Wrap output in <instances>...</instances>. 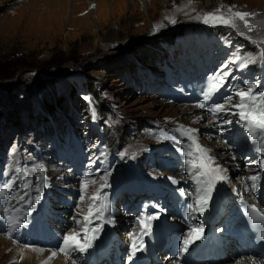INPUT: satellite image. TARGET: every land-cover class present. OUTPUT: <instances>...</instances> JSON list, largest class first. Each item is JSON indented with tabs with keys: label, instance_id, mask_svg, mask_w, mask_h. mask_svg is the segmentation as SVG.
<instances>
[{
	"label": "rangeland",
	"instance_id": "1",
	"mask_svg": "<svg viewBox=\"0 0 264 264\" xmlns=\"http://www.w3.org/2000/svg\"><path fill=\"white\" fill-rule=\"evenodd\" d=\"M105 2L107 5L108 0ZM234 3L240 9L233 11L260 16L251 18L253 23L264 21V0H233L218 8L228 14ZM188 7L178 9L177 23L153 34L136 30L137 18L133 29H124L127 34L116 43L95 29L93 15L73 17V5L59 13L61 7L54 0H0V186L11 181L10 192L16 191L27 175L33 187L27 190L26 200L37 194V182L43 191L26 225L11 237L7 222L0 219V235L7 241L59 253L63 235L82 227L73 217L82 219L91 203L87 197L108 172L110 187L104 191L109 193L115 222L103 224L86 252L63 255L75 264H165L162 256L167 252L166 260H179V243L190 221L183 213L190 196H182L179 189L191 192L192 185L179 151L187 142L176 131L180 125L198 129V138L215 146L232 179L249 174L251 165L247 163L253 150L243 128L238 129L234 120L219 133V121L212 122L209 112L203 111V119L195 117L202 111L196 104L221 65L237 54L257 59L243 70L230 65L228 85L243 86L244 81L264 84V59L259 58L264 47L253 43L264 38V31L249 33L250 40L228 26H213L196 18L217 8L204 9L197 0L189 1ZM106 14L109 17V8ZM121 15L119 24L125 28L126 15ZM111 21L107 19V27ZM228 85L209 103L221 102L231 94ZM171 137L183 143L177 144ZM41 166L42 173L36 171ZM17 168L27 171L18 173ZM85 177L95 183H89L81 202L80 182ZM169 177L181 183L173 184ZM45 183L47 187H43ZM215 190L213 195H219L216 206L212 195L205 213L209 214L199 219L206 222L204 234L213 235L215 253L208 258L190 256L195 264H232L251 252L243 242L231 238L227 227L218 228L228 186ZM24 194L17 192L18 196ZM3 206L22 209L16 213L21 218L28 211L25 201H5ZM161 208L164 211L151 221V234L144 236L143 250L129 259L130 234L139 232L138 217L156 214ZM225 213L229 219L228 209ZM97 223L93 219L91 227ZM80 239L83 242V234ZM7 255L0 245V264L20 261L18 254L11 260Z\"/></svg>",
	"mask_w": 264,
	"mask_h": 264
},
{
	"label": "snow or ice",
	"instance_id": "2",
	"mask_svg": "<svg viewBox=\"0 0 264 264\" xmlns=\"http://www.w3.org/2000/svg\"><path fill=\"white\" fill-rule=\"evenodd\" d=\"M94 7V6H93ZM228 15H225L220 11L219 8L215 12L208 11L202 16H197L205 24L224 25L232 29L237 30L241 36H247L248 39L252 40V36L249 33L260 30L264 31V21L260 24L253 23L251 18L256 16L255 13H249L244 11H233L232 7L228 9ZM242 22L245 30H240V26L237 22ZM172 24L177 23L176 19H170ZM159 31V28L154 27L152 32ZM253 43L260 47H264V38L254 40ZM259 58L264 59V52L259 53ZM256 56L247 55H235L234 58L226 61L221 65L220 70L213 75L210 84L206 90L202 92V98L196 104V107L206 109L212 117L213 121H219L218 127L221 133H223L224 125H230L233 120L230 118H221V114H225L228 117H238L235 123L239 124L244 132L247 134L248 140L253 146V150L258 154L256 160H250L249 163L258 166V171L247 177V181H250V185L245 182V192H249L255 195L258 190L262 187L261 179L262 173H264V84L258 82L244 81L243 86L228 85V80L232 69L230 65H237L238 70H243L256 62ZM235 79V77H232ZM228 85L231 89V94L221 98V102L209 103L215 94H217L222 88ZM92 118L96 119L95 110L92 112ZM203 119V117H198ZM176 131L180 132L182 137H185L190 143L188 149L180 148L181 155L185 157L186 172L188 178L192 181L193 191L185 192L183 188L179 189L182 196L192 197V202L187 203V209L189 210L187 215L191 220H195L194 214L203 215L208 209L209 202L212 197L213 191L220 182L229 181L228 169L217 161V157L212 154V150L199 142L196 128H186L180 125ZM177 144H182L183 140H176L175 137H171ZM227 144V141H224ZM123 155V154H122ZM236 159L235 156L232 157ZM16 171L19 173L26 169L17 168ZM38 172H43V166L36 169ZM99 172V169H97ZM110 173L104 172L100 177L103 183L95 190V192L87 197L91 201L88 204L87 212L82 214V219L73 217L74 222L77 225H82L80 231H69L62 237V243L59 245V253L69 256L72 252H86L92 247V242L96 239L100 229L105 223H114L111 214L113 212L112 202L109 197V193L104 189L110 187L108 183V177ZM173 184H180L181 180L169 177ZM243 182V181H242ZM89 183H95V181H89L87 177L83 178L80 182V196L79 200L83 202L86 199L85 193L89 186ZM13 185L11 181H5L4 185L0 186V211L3 215L0 219L7 222V234L9 237L15 233L19 228L26 224L27 217L31 214V211L35 208V204L40 202L43 198L42 187L39 182L35 184V192L37 193L32 200H26L28 195L27 190L33 187V182L25 175L23 183L16 191H11ZM43 187H47L45 183ZM18 191H24V195H17ZM12 200L25 201L28 203V211L24 213V217L21 218L16 213L22 211L20 208H10L3 206L4 202L7 201L11 204ZM243 201V197H241ZM79 207V205H78ZM246 207L250 210L248 215L250 219L260 225V238L264 240V209L258 206L256 203H247ZM164 209H159L156 214L147 215L142 214L137 219L139 225V232H133L131 236V255L129 259L136 254V252L143 250V236L151 234V221L158 218L160 212ZM11 213V214H10ZM81 215V213H78ZM23 219V223L21 222ZM93 219L99 221L95 227H91ZM204 224L200 223L197 226H193L188 235L184 238L183 243L180 247L181 256L188 251L189 245L195 240L202 239V233ZM91 233V234H90ZM81 234H83V242H81ZM25 248L31 247L28 244L24 245ZM35 251H43V249L35 248ZM57 255L56 251L50 253L49 259ZM75 264V261H73Z\"/></svg>",
	"mask_w": 264,
	"mask_h": 264
},
{
	"label": "bare ground",
	"instance_id": "3",
	"mask_svg": "<svg viewBox=\"0 0 264 264\" xmlns=\"http://www.w3.org/2000/svg\"><path fill=\"white\" fill-rule=\"evenodd\" d=\"M189 1H193V0H108L107 5H106L105 0H54L56 6L61 7L58 9L59 13H61L62 11L66 12L68 7L73 5V8H74L73 9V17H76L78 15L81 19H84L88 16L91 17L92 15L94 17H96L95 20L93 21V25L95 26V29L98 28V30H102V32L105 36V39L108 38V41H109V39H111L112 41H114L116 43L123 40L122 34H127L124 29H127V28H129L131 30L133 29V26H134L133 23L136 21L137 18H138L139 28L137 27L136 30H140V29H143V31L146 30L147 31L146 34H153L152 29L154 27L159 28V31L162 30L163 28H165L166 25L170 24V22H169L170 19H173V18L177 19L181 15L180 11L178 12V9H180L182 11H186V9L189 8L188 7ZM197 1L200 2L202 8L208 9V10H212L213 8H218L220 5L225 6V5H229V4L233 3V0H197ZM85 5H86V9H83L85 7ZM107 8H109V10H110L109 17L107 16L108 14H106ZM249 8H250V6L247 7V11L251 10ZM233 9H240V8H239V6H237L234 3ZM88 10L91 12H89ZM226 13H225V15L229 14V13L228 14H226ZM121 14H123L124 16L126 15V27L125 28L121 27L119 24V17L118 16ZM202 14H204V13H202ZM123 15H121V16H123ZM195 16L196 15H194V17ZM144 17H145V20L143 19ZM108 18L111 19L112 21L108 24L109 26L107 27L105 22L107 21ZM252 18L260 19V16L257 14L256 16H254ZM27 21H29V20H27ZM67 24L69 25L70 23H67ZM239 26H240V30H245L243 28V25H239ZM80 28H85V27L80 26ZM98 30H95V31H98ZM235 32H237V30H235ZM203 111L205 113H208L206 110L202 109L200 114H197L195 117H202ZM208 114H210V113H208ZM221 116H223L225 118H230L233 121L238 119V117H228L225 114H221ZM211 117H212V115H211ZM211 119H213V117ZM239 128L241 129L240 125L238 126V129ZM218 132L219 133L221 132L220 129H218ZM246 136H247V134H246ZM198 139L202 145H204V146H206L212 150V154L217 157V161L221 164V162L218 158V155L215 152V149H214L215 146L211 145L210 143L206 142L203 139H200V138H198ZM218 140H221V139L218 138ZM185 143H186L185 144V147H186L185 150H187L190 142L187 140V142H185ZM249 144L253 150V146H252L250 141H249ZM252 156L253 157L250 160H256L258 157V154L253 150ZM232 157H233V154H232ZM247 164L251 165V167L248 169L249 174H244L240 177H237L234 180V179H232V177L228 171L229 181L220 182L216 186V188H218L217 190H219L222 185L228 186L227 197L223 200V213L219 216V219H218V220L221 219L219 221V227L218 228H222V229L224 228L226 221L223 218V215L225 214V212L228 209L229 219L232 222V224H231V230H232L231 238L233 240H238L240 242L244 241L245 236H243V233L240 232L239 229L236 227L237 221L233 217L234 213L236 212V207L233 206L231 202L241 200V197H243V201H245L246 203L254 202L257 205L260 204L261 208L264 209V196H263L262 191L258 190V192L255 193V195L253 196V194H251L249 192H245V190H244L245 182L248 183L249 185L251 183L250 181H247V177L255 174L258 171L257 165L251 164L249 162ZM261 175H262V179H263L264 173H262ZM262 179H261V182H262ZM191 191H193V184L191 185ZM228 196L230 197V199H228ZM189 202H192V197H189L187 203H189ZM183 208L185 209V211L184 212L182 211V212L184 213L185 216L188 217L187 213L189 210L187 209V204ZM208 209H210L209 206H208ZM208 209L203 213V215L194 214L196 216L195 220L189 219L190 220L189 226H188L189 229H188L187 233L183 235V237L179 243V249L183 243L184 238L188 235L190 229L193 226H197L200 223H203L204 227L206 226V222L199 220V219L200 218L202 219L204 215L209 214V213L205 214L208 211ZM24 225H26V224H24ZM246 235H248V234H246ZM30 237H31V235H30ZM142 239H143V244H144V241H145L144 236ZM250 240H251V238L248 240L247 243H249V245H250V251L251 252L248 255H242L236 261H234L232 264H262L259 261V258L257 257L258 255H255L253 253V251H252L253 247L251 245ZM130 243H131V240H130ZM0 245L2 246V249L6 248L7 253H8V255H7L8 260H11L13 257L17 256V254H18V257H20V261H18V264H73L70 259L66 258L62 253H58L56 250L55 251L57 252V255L55 257L49 259L50 253L52 251H54L52 248H48V250H43L41 252V251L33 250L36 247H29V248H25L24 246L19 247V246L14 245L10 241H7L2 235H0ZM197 248L199 250H201V252H196V253H194V255H199V256L205 255V257L208 258L210 254L215 253L213 245L207 244L206 242H203V233H202V239L195 240L192 244L189 245L188 251L185 252V253H187V255L185 257L181 256L180 250H179V254L177 255L179 260L177 259V261H176V259L175 260L174 259L166 260L167 258H169L168 252H167V254H164L162 257H163V259H165V264H195L196 263L195 260L192 258H189L188 256L192 255L193 252ZM130 253H131V251H130Z\"/></svg>",
	"mask_w": 264,
	"mask_h": 264
}]
</instances>
